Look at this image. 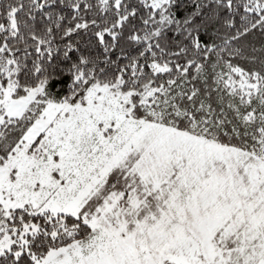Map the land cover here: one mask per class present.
I'll return each instance as SVG.
<instances>
[{"label":"snow or ice","instance_id":"obj_1","mask_svg":"<svg viewBox=\"0 0 264 264\" xmlns=\"http://www.w3.org/2000/svg\"><path fill=\"white\" fill-rule=\"evenodd\" d=\"M0 264H264V0H0Z\"/></svg>","mask_w":264,"mask_h":264}]
</instances>
